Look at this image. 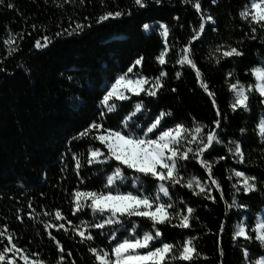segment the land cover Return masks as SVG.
Returning a JSON list of instances; mask_svg holds the SVG:
<instances>
[{"label": "trees", "instance_id": "1", "mask_svg": "<svg viewBox=\"0 0 264 264\" xmlns=\"http://www.w3.org/2000/svg\"><path fill=\"white\" fill-rule=\"evenodd\" d=\"M6 3H12L14 8L0 5V68L4 69L0 71V228L7 225L9 232L15 234L14 242L18 247L29 253L39 252L48 264H56L59 253L55 242L49 240L44 230V224L50 223L52 218L43 213L60 209L68 219L77 222L70 213L71 192L79 183L71 157L83 153L82 160L86 161V150L94 142L87 138L71 141V138L89 123L97 110L101 93L94 91L93 85L102 86L106 79L114 80L140 56L144 57L143 67L137 66L134 72L139 70L147 76L159 74L161 66L155 57L164 46V38L156 28L145 31L144 23L153 26L159 21L168 25V42L176 45L166 56L168 63L163 67L168 78L158 99L142 94L147 109L145 115L154 117L165 110L171 111L174 117H166L167 126L176 122L191 124L193 118L211 126L215 113L196 81L195 72L187 67L173 66L177 50L187 43L193 34L192 28L198 27L199 15L181 0H163L160 6L150 4L147 9L139 11L133 7V0H84L83 4L80 0L70 3L65 0H6ZM246 6H250V0H215V3L202 0L203 10L216 21L211 26L215 31H208L207 36L201 38L203 42L193 43L197 65L215 92L222 112V126L218 130L221 139L225 143L228 140L241 141L245 152L243 165L228 158L214 166V175L221 182L225 200L230 202L232 199L231 183L234 181L227 180L229 168L256 175L261 185L258 192L238 198L239 203L249 205V212L233 208L227 210V216L225 200H220V193L215 190L212 195L217 197V202L213 203L192 195L179 185L172 189L173 199L177 202L182 199L195 212L190 229L165 231H182L196 237L195 244L202 256L193 264H221V259L223 264H244L242 246L251 250L253 258L261 252L255 242L232 239L238 218L247 220L250 230L254 226L253 214L264 211V143L256 127L264 118V104L259 103L258 95H251L250 111L232 112L229 107L232 94L225 82L228 72H233L234 77L245 84L254 82V78L245 73L264 63V30L253 25L257 27V38H250L249 23L239 16ZM116 10H131L133 14L97 23L105 11ZM77 23L85 26L78 35L70 36L64 32L65 29L73 31ZM208 27L206 25V30ZM58 32L63 35L57 36ZM11 34H16L14 46H18V51L8 55L9 46L4 40ZM43 36H48L50 43L38 50L34 47L35 41L40 39L43 44ZM222 43L241 49L244 56L222 60L216 65L208 56ZM178 70L182 72L180 79L175 78ZM172 88L176 91L172 92ZM137 99L133 97L131 101L118 102L122 103V108L110 114L107 123L115 127ZM141 120L142 127L150 122L143 117ZM241 128L247 130L243 136L239 131ZM219 155H228L223 146H217L213 153V157ZM184 163L185 177L196 175L207 180V173L195 161ZM62 168L65 170L61 171ZM80 173L85 182L80 187L91 188L100 186L97 182L104 170L84 162ZM128 176L130 183L131 173ZM29 203L35 212L28 208ZM80 218L90 220L91 214H80ZM222 223L223 234L219 231ZM48 231L61 241L66 264L73 260L76 264H94L87 247L76 242L79 237L71 239V233L65 235L63 230L56 231L55 228ZM95 243L107 246L103 237H98ZM220 247L224 252L222 258ZM68 252L72 253L70 257Z\"/></svg>", "mask_w": 264, "mask_h": 264}, {"label": "snow or ice", "instance_id": "2", "mask_svg": "<svg viewBox=\"0 0 264 264\" xmlns=\"http://www.w3.org/2000/svg\"><path fill=\"white\" fill-rule=\"evenodd\" d=\"M65 2L70 3L72 0ZM80 3L83 4L84 0H80ZM162 3L163 0H133V7L139 11L147 9L150 4L160 6ZM181 3L191 5L199 15V22L198 27L192 28L193 34L187 43L177 50L173 66L179 65L181 69L187 67L195 72L196 81L210 100L215 119L211 126L195 118L191 124L176 122L172 126H167L166 117L174 119L171 111L161 110L154 117L145 115L147 109L142 94L144 97L158 99L168 78V72L163 67L168 63L166 56L170 49L176 48V45H170L168 42L170 35L168 25L157 21L160 35L164 38V46L155 57L161 66L158 69L159 74L147 76L139 70L134 72L137 66L141 69L143 67L144 57L140 56L125 71L117 74L114 80L106 79L102 86L93 85V90L101 93L97 101V110L89 123L71 138V141L87 138L94 142L86 150V161L82 160L85 155L83 153L73 154L71 157L75 162L74 172L79 183L71 192L70 213L77 222L68 219L60 209L43 213L44 216L52 218L50 223L44 224V230L49 240L55 242L59 253L56 264H66L65 249L61 241L48 231L50 228H55L56 231L63 230L65 235L71 233V239L79 237L76 242L87 247L94 258V264H193L202 256L195 244L196 237L190 233L185 235L182 231L175 233L165 231L190 229L191 220L194 218L195 209L182 199L178 202L174 200L172 189L179 185L187 188L192 195L211 200L213 203L217 202V197L212 195L215 190L220 193L219 199L225 200L221 182L214 175V166L228 158L236 164L243 165L245 152L241 141L228 140L225 143L221 139L218 130L222 126V112L215 92L204 79V73L195 59L196 49L193 42H203L201 38L207 36L208 31H215L211 26L216 21L211 14L203 10L202 0H181ZM212 3H215V0H212ZM0 5H5L9 9L14 8V5L6 3V0H0ZM132 14L131 10L105 11L98 17L97 23L102 24ZM239 16L249 23L250 38L256 39L257 27L253 25L264 30V0H250V6L241 10ZM175 19L179 20V17ZM206 25L209 26L207 30ZM84 27L77 23L73 31L65 29L64 32L70 36L78 35ZM142 27L148 31L152 25L144 23ZM15 35L11 34L4 40L9 46L8 55L18 51V46H14ZM56 35L61 36L63 33L58 32ZM20 38H23L22 34ZM42 39L43 44L40 39L35 41L34 47L38 50L46 48L50 43L48 36H43ZM243 56L244 52L241 49L222 43L210 51L208 59L220 65L222 60ZM3 70L0 68V71ZM245 74H250L254 82L245 84L238 77H234L233 72L227 73L228 79L225 82L232 94L229 104L232 112L250 111L251 95H258L259 103L264 104V63L251 67ZM181 75V71L175 72L176 79H180ZM71 79L69 77V80ZM233 79L235 82H232ZM171 91L175 92L176 89L172 88ZM133 97L139 99L131 104L130 110L117 125L113 127L108 124L109 115L117 113L123 106L118 102L131 101ZM141 117L150 122L142 127ZM256 127L259 138L264 143V118H261ZM239 131L243 136L247 130L241 128ZM217 146H223L228 155L213 157ZM210 157L213 158L209 159ZM191 161H195L207 173L206 181L202 176L185 177L184 162ZM84 162L104 170V175L97 182L99 187H80L85 183L80 173ZM227 171L229 173L227 180L234 182L231 183L232 199L230 202L225 200V215H228L227 210L233 208L249 212V205L239 203L238 198L258 192L261 182L256 175L246 174L243 170L229 168ZM128 173H131L130 183ZM128 188L131 190H126ZM28 208L32 209L31 203L28 204ZM32 212H35V209H32ZM32 212L29 213L30 218ZM89 213L90 220L80 218V214ZM253 215L254 226L250 230L247 220L238 218L232 239L243 238L249 243L255 242L261 250L256 254V258H253L251 250L247 246H242L244 264H264V211ZM17 219L22 222L21 217L17 216ZM219 231L223 234L224 223L220 225ZM14 235L9 232L7 225L0 228V245H3L0 247V264H19L20 261L23 264H48L41 258L39 252L29 253L18 247L14 242ZM177 236L180 239H176ZM98 237H103L107 241V246L96 244ZM67 255L70 257L72 253L68 252ZM219 255L221 258L224 255L222 247L219 248ZM203 258L207 259L206 256ZM71 264L76 262L73 260Z\"/></svg>", "mask_w": 264, "mask_h": 264}, {"label": "rangeland", "instance_id": "3", "mask_svg": "<svg viewBox=\"0 0 264 264\" xmlns=\"http://www.w3.org/2000/svg\"><path fill=\"white\" fill-rule=\"evenodd\" d=\"M153 28H156V30H157L158 32H160L159 24L153 25V26L150 28V30H148L147 32L151 31ZM237 239H238V238H237ZM240 239H243V238H240ZM20 262L23 264L22 261H20ZM20 262H19V263H20Z\"/></svg>", "mask_w": 264, "mask_h": 264}]
</instances>
